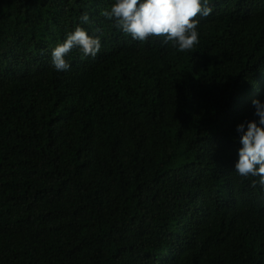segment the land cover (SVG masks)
Returning a JSON list of instances; mask_svg holds the SVG:
<instances>
[{
	"label": "trees",
	"instance_id": "obj_1",
	"mask_svg": "<svg viewBox=\"0 0 264 264\" xmlns=\"http://www.w3.org/2000/svg\"><path fill=\"white\" fill-rule=\"evenodd\" d=\"M114 2L0 0V264H264V188L235 171L264 0H210L185 52L125 35ZM78 25L101 49L57 71Z\"/></svg>",
	"mask_w": 264,
	"mask_h": 264
},
{
	"label": "clouds",
	"instance_id": "obj_2",
	"mask_svg": "<svg viewBox=\"0 0 264 264\" xmlns=\"http://www.w3.org/2000/svg\"><path fill=\"white\" fill-rule=\"evenodd\" d=\"M212 12L210 0H115L110 10L101 14L114 21L115 27L133 40L145 42L149 38H162L164 44L170 43L174 49L185 52L199 43L198 18H207ZM80 20L88 23V13H83ZM73 49H78L84 57L95 58L101 49V39L76 26L51 52L52 64L57 71L70 68L65 57ZM252 104L259 121L248 122L247 131L244 124L237 126L242 147L235 171L242 177H259L252 187L264 188V103L254 99Z\"/></svg>",
	"mask_w": 264,
	"mask_h": 264
}]
</instances>
